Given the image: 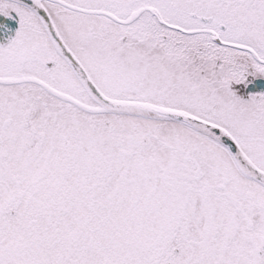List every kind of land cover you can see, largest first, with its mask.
Here are the masks:
<instances>
[{"label": "snow or ice", "instance_id": "1", "mask_svg": "<svg viewBox=\"0 0 264 264\" xmlns=\"http://www.w3.org/2000/svg\"><path fill=\"white\" fill-rule=\"evenodd\" d=\"M0 264H264V0H0Z\"/></svg>", "mask_w": 264, "mask_h": 264}]
</instances>
